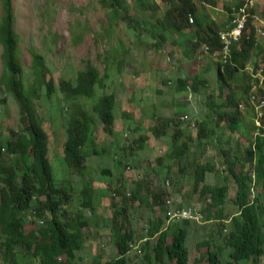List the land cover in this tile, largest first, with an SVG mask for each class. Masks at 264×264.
<instances>
[{"label": "rangeland", "instance_id": "obj_1", "mask_svg": "<svg viewBox=\"0 0 264 264\" xmlns=\"http://www.w3.org/2000/svg\"><path fill=\"white\" fill-rule=\"evenodd\" d=\"M150 1H156L159 4L155 12L162 18L166 11V4L161 0ZM211 1L215 3L213 8L220 6V9L214 10V15L215 23L221 31L225 30L230 23V13L225 6L232 9L236 3L244 2V0ZM125 3V8L127 7L134 17L132 24L123 18H110L112 9H110L108 0H13V10L16 16L14 30L19 36L18 61L21 65L19 77L23 89L28 90L31 85L30 52L38 53L43 57L49 72L48 77L54 81L55 91L50 99H45L42 95L39 99H32L31 111L49 136V158L57 184L60 188L73 189L72 187H81L80 177L76 170L68 175L69 167L64 152V143L68 137V121L73 109L63 103L64 95L60 92L59 81L74 83L78 73L85 71L88 64L97 67L101 78L104 76L103 81L98 85L95 96L90 100H84L81 105L86 111L92 113L94 111L92 106L98 98L103 94H111L116 102L114 109L116 119L112 133H108L100 122L95 121L88 135L89 141L100 153L88 159L90 175L93 178L98 177L105 166L112 172V174L98 178L97 189H93L96 199H93L95 209L92 216L98 217V211L102 208L101 203L108 200L107 184L113 178L115 180L123 178L127 183V190L138 182L141 185V192L146 194L154 189L161 191V196L168 193L179 196L183 206L200 210L205 208L203 222H208H194L198 227L193 228L195 233L188 243L191 249L189 264H209L208 250H217L222 246L224 237L228 233V223L223 226L218 224V221L226 220H218L219 209L208 204L207 198L211 196L210 192H202L200 189L196 192L191 189L194 188L192 178L194 171L187 167V162L179 163L171 157L172 136L178 131H184L183 135L186 137L189 134L196 136L199 123L202 121L209 126L205 129V134L207 132L210 134V129L215 130V133L208 138L207 145L200 144L196 149H194L195 144L190 145L192 153L189 154V161H192V155L196 152V158L203 164L212 162L214 166L216 165V171L210 177L209 186L225 184L228 186L223 204L224 212L221 215L230 218L237 211L235 199L238 183L230 173L222 172L227 169L222 152L227 151L230 160L236 162L235 171H251L248 164H244V153L255 142L256 129L253 126L257 124L251 118L252 110L243 104L240 108L243 125L240 130L231 133L226 121L218 125L216 107L219 104H226L228 96H232L233 99L241 97L240 103L248 101L242 98L243 93L238 89L237 83H224L221 89L216 76L218 58L204 50L205 44L196 45V42H192L188 36L183 37L186 33H193L195 27L187 29L183 35L173 32L169 40L159 44V39L151 38L147 32H144L145 27L150 25L148 16L150 10L137 7L135 0H125ZM214 3H211L210 7ZM197 6L209 15L211 8L201 3ZM263 12L264 0H261L253 11V20L248 25V31L254 27L255 33L257 28L264 32ZM2 15L3 8L0 1V19ZM135 20L142 23L140 27L135 26ZM175 39H178L177 43L172 42ZM256 41L257 45L263 47L264 50V35L259 33ZM1 55L0 45V76L3 73ZM106 57L111 62L110 67L106 65ZM256 60L258 62L255 64ZM248 63L247 67L264 65V52H260L258 47L255 48L251 52ZM106 67L110 73L107 78L105 77ZM241 72L249 74L247 71L242 70ZM195 76L207 79L208 85L202 87L198 93L193 90L189 92L190 88L176 91L179 78L193 79ZM240 77L243 76L240 75ZM250 81L252 83V80ZM242 83L245 84L244 81ZM188 85H191V80ZM190 97L192 101L188 100ZM227 109L226 111L231 110ZM93 116L96 115L93 114ZM182 116H187L189 120L197 124L195 131L186 127L185 123H180ZM21 118L17 102L2 89L0 92V141L2 143L6 140H15L16 136L22 132L24 123ZM258 121L260 125H263V120ZM104 150L106 151L102 152ZM160 151L164 153L161 154ZM116 154L121 157L120 163L123 166L119 165L114 158ZM158 154H161V160ZM125 161L133 165L132 173L123 171ZM1 163L5 166L15 164L19 168L23 166V163L18 161V157L9 156L6 149L1 150ZM186 179L191 181L190 188H179V183ZM166 181L170 184L167 185ZM248 185L250 187V183ZM75 193L76 197L74 199L70 197V203L64 205L68 210V217L74 219H76V214L80 216L81 207H83L78 199V193ZM250 193L251 199L255 198L258 193H262L261 200L264 202V190L261 185L251 190ZM148 213L149 209L143 205L134 211L135 216H141V222L136 221L135 223L141 237L147 235L145 230L147 227L143 224L148 218ZM43 216L45 221L52 218L50 213L45 211ZM66 216V213L62 215L60 212L56 218L60 220ZM261 220L264 222V215L261 216ZM109 224L107 220L105 228H110L115 232L118 224L115 227ZM34 226L33 222H28L25 231H30ZM225 228L227 230H224ZM83 236L82 253L88 246H93L94 241L101 249L102 246L109 244L106 238H97L93 241L85 229ZM204 239L209 240L197 247V243ZM134 242V235L129 234L119 242L117 247L118 250H125L128 257L127 264H140L139 257L135 256L133 249L130 248ZM4 251L5 249L0 247V255ZM228 252V248L222 249L219 260L215 264H231ZM98 254H100L98 250L94 249L91 255L97 259ZM101 258L102 255L99 259ZM8 262L10 263L9 259ZM0 264H4L1 262V256ZM59 264H62V261Z\"/></svg>", "mask_w": 264, "mask_h": 264}, {"label": "trees", "instance_id": "obj_2", "mask_svg": "<svg viewBox=\"0 0 264 264\" xmlns=\"http://www.w3.org/2000/svg\"><path fill=\"white\" fill-rule=\"evenodd\" d=\"M3 8V15L0 19V45L2 47L1 61L3 65V73L0 76V92L3 90L10 92L11 96L17 102L24 123L22 132L18 134L15 140H6L4 143L0 141V224H2L1 217L7 215L10 225L0 226V234L6 235V241L3 243L5 248H9L7 241L9 238V229L15 243H24L27 247L33 248V257L39 264H54L55 257L65 256L66 261L73 258L74 252L80 249L82 243V234L80 233L81 226L85 224L88 229L94 228L92 211L95 209L93 202V182L89 175V168L87 167L88 158L92 155H100L99 151L95 149L93 143L89 141L90 127L95 121L100 122L108 133H112V128L115 122L114 109L115 98L111 94H103L96 103L92 106L91 112L81 105L84 100H90L95 95V91L99 88L98 85L103 81L104 76L97 67L88 64L85 71L78 73L74 83L71 81H59L60 92L63 93V103L67 104L73 109L68 121L67 133L68 137L64 143L65 159L68 164V175L73 170H76L77 175L83 182L82 189L79 193V201L82 202V209L88 210L90 217L84 215V212L76 214V224L72 230L69 226L72 220L61 222L56 219L60 212L62 215L67 210L64 205L69 204L71 192L73 189L60 188L57 184L53 173L51 161L49 158V136L43 129V125L36 119L35 114L32 113L31 100L39 99L41 95L45 99H50L54 93V81L48 77V70L45 65L43 57L35 52H30V73L31 85L28 90L23 89L22 81L19 77L21 72V65L18 61V44L19 36L14 30L16 16L13 10V0H0ZM137 7L142 9H149L150 25L145 27L144 32H147L151 38L159 39V44L165 43L172 36L173 32L184 34L185 31L191 27H195L193 33H186L183 37L188 36L196 45L205 44L208 46L209 54L215 55L220 50L219 33L221 30L217 27L214 20L202 9L197 6L196 0H161L166 4V11L164 16L160 18L155 11L159 8L156 1L150 0H135ZM202 3H214L211 0H198ZM110 5V18H123L129 24H132L133 16L130 10L125 8V0H108ZM242 3H236L235 7H239ZM105 6V2L103 4ZM122 9H120V8ZM230 14L232 9L225 6ZM120 11L122 13L120 14ZM145 15V14H143ZM193 18V23H190L189 18ZM264 17V12H263ZM146 20V19H145ZM252 22V20H251ZM249 22V25L251 24ZM142 23L135 20V26L140 27ZM146 25V24H143ZM147 35V34H145ZM148 36V37H149ZM178 39L172 42L177 43ZM260 52H264L263 47L257 45L255 28L250 32L245 31L243 39L236 44L232 49V63L235 66L227 64L224 69L218 58V65L216 76L218 82L223 89L224 83H237L238 89L243 93L244 101H251V81H253L250 74L241 72L246 68L250 60L251 52L257 48ZM106 65L110 67L108 57L105 58ZM256 62V61H255ZM106 67V78L110 74ZM242 74H241V73ZM240 75L243 77L241 78ZM191 80V89L198 93L202 87L208 85V81L200 76H195L193 79L186 78L177 80L176 91L187 90L188 83ZM245 82V84L242 83ZM40 92H43L40 94ZM221 94V93H220ZM263 94L262 89L259 95ZM241 97L233 99L228 96L225 103L219 104L216 107L218 125L225 122L228 124L231 133L240 130L242 123H240L241 112L239 104ZM227 108H230V111ZM250 108L252 105L250 104ZM93 114L96 115L93 117ZM26 122V123H25ZM183 124V122H181ZM264 125V120H263ZM197 127V126H196ZM207 126L205 121L199 123V130L196 136L189 134L184 136V131H178L173 136L174 154L178 157L180 162H187V167L193 169V184L195 188L202 187L203 192H210L212 194V207H222L224 196L228 190L227 185H217L210 187L205 184L207 176L215 171L214 164H203L196 155H192L190 159V145L195 144L194 149L200 144H208L210 138L215 132L211 130L210 134L204 132ZM264 133V131H263ZM6 149L9 156L18 157V161L23 163L19 168L17 165L5 166L1 163V150ZM106 150L102 151L105 152ZM225 156L224 165L227 169L222 170L230 173L238 183V192L236 195V205L238 214L233 216L231 221V231L226 235V243L231 249L230 257L234 263L249 261L252 258H258L264 253V230L261 216L264 213V202L261 200L263 194L259 193L251 202L250 193L248 191V180L251 179L249 171H235L234 166L236 162L231 161L227 151L222 152ZM175 157V158H176ZM256 159V165L254 160ZM249 163L251 167L254 166L257 173L258 183L264 188V138L258 137L255 151L251 148L245 150L244 164ZM119 164V162H118ZM105 173L108 171H104ZM104 176V175H103ZM120 179L114 184L113 191H117ZM36 195V197H33ZM38 196H44V200H39ZM36 200H34V199ZM112 205L118 206V201L112 202ZM35 207L40 216L43 212H48L53 219L48 222V229L46 232L40 231V240L33 243L25 241L30 234H25L21 231L23 228V216L21 210L28 211V208ZM222 214V208H220ZM210 211V210H209ZM217 218H223L222 215ZM82 219V220H81ZM81 220V221H80ZM81 222V223H80ZM162 219L154 221L150 228V234L161 229L163 224ZM80 223V224H79ZM187 225L189 222H184ZM79 224V225H78ZM73 226V225H72ZM49 233V234H48ZM48 234V235H47ZM168 232L162 231L158 238V247L165 248L171 258L175 259L178 264H186L189 257V250L186 246V228L182 227L179 231L173 234L171 243H166ZM45 237V238H44ZM202 241V243H204ZM8 245V246H7ZM95 249L98 250L100 258L104 251L101 247L94 243ZM124 251V249H121ZM212 251V250H210ZM160 251H157L159 254ZM210 260L212 263H217V253L210 252ZM97 258V259H99ZM119 262V261H118Z\"/></svg>", "mask_w": 264, "mask_h": 264}, {"label": "clouds", "instance_id": "obj_3", "mask_svg": "<svg viewBox=\"0 0 264 264\" xmlns=\"http://www.w3.org/2000/svg\"><path fill=\"white\" fill-rule=\"evenodd\" d=\"M259 1H261V0H258L256 2L255 7L259 3ZM196 2H197V4L198 3L204 4L198 0H196ZM211 3L212 2L208 3L209 6H211L213 4V3L212 4ZM245 3H246V0H244V2L239 7L236 8L234 6V8H232L233 13L229 15L230 23L226 26L225 30H223L219 33V40H220V34L224 31H226L228 29V27L232 26V21L235 18L236 12H238V10L241 7H243L245 5ZM212 7H215V3ZM255 7L252 10H250V17L248 20L247 28L245 30L247 32H250V31H248V25H249V22H251V20H253L252 17H253V11H254ZM190 19L193 20L192 17H190L189 20ZM190 23H193V22L190 21ZM258 30H259V28L256 29V37L259 36ZM244 34H245V32H244ZM244 34H243V36H244ZM262 35H264V32ZM242 39H243V37H242ZM242 39L240 40V42L242 41ZM240 42H238V43H240ZM205 47H206V45L204 46V50H205ZM233 47H232V49H233ZM220 50H221V48H220ZM220 50H218L214 56L220 57L222 68L224 69V67L227 64L233 65L232 55H231L230 62H228L227 64L222 63V58L219 55ZM206 52L209 53V50ZM257 62L258 61L256 60L255 64ZM261 67H264V65L261 64L258 66H250V67L246 66V68L243 71H247L249 73L247 68H252L253 71L256 73V71L259 70ZM259 80L260 79H257V81H259ZM253 81H252L251 85H253ZM191 87H192L191 85L187 86V89L190 88L189 92H193ZM262 91H263V94H261V96L264 97V89H262ZM251 92H252V89H251ZM8 95L11 96L10 92L8 93ZM188 100L192 101V97H190ZM249 103L252 105V108H250V104H247L246 102H242L239 104V110L243 106V104H246L247 107L249 109H251L253 112L251 118L257 124L256 126L255 125L253 126L254 129H256V132L254 133L255 142H254V144L249 146L246 150L251 148L252 150L255 151L257 138L258 137L264 138V133H263L264 125H260L259 121H258V120H264V115H262V117L259 118L257 116V113H256L257 105L254 104L252 101H249ZM263 112H264V110H263ZM181 119H182V121H180V123L181 122L185 123V126L188 127L192 131L196 130L197 124H195L193 121L189 120V118H187V116H182ZM240 123H242L241 117H240ZM262 123H263V121H262ZM242 126L243 125H241V127ZM241 127H240V129H241ZM210 130H212V129H210ZM174 134H173V136H174ZM173 136H172L173 149L170 152V155H172L171 157H174L173 154H174V146L175 145L173 142ZM160 153L163 154L164 151H160ZM161 154H158L159 160H161ZM114 158L119 162V165H122L120 163L121 157H119L116 154V155H114ZM175 159L180 163V161L177 158H175ZM247 164L251 169V171H249L251 179L248 180V182H247V184L250 183V187L248 185V191L250 193L251 190L258 188V185H261V183H258L257 173L255 171L254 166L251 167L249 163H247ZM254 165H256V159L254 160ZM87 167L89 168L88 163H87ZM104 171H108V172L105 173ZM123 171H125L127 173H132L133 172V165L131 166V165L127 164L125 161ZM215 171H216V165H215ZM101 172L102 173L96 178H93L91 175H89L91 181L93 182V189L94 188L97 189V186L99 184L98 178L100 176H103V175L107 176L108 174H112L111 170L107 169L106 166L104 169L101 170ZM212 174L207 176V180H206L205 184L209 185V180H210V177ZM138 178H140V176H138ZM118 179H120V182H119V185L117 186V191L120 190V194L116 193V191H113L114 184L117 183ZM118 179L115 180V178H113L107 184V188L109 190L108 191L109 192V198L104 203H101L99 201V203L102 204V208L98 211V217H96V218L93 216L90 217V215H89L90 212L88 210H84V209L81 210V212H84L85 218H86V216H89L93 220V223L96 225L92 229H88L85 226V224L83 225V227L81 226L80 233L82 234V240L84 237L83 236L84 235V229H85L86 233L93 239V241L97 238L98 239H101V238L108 239V243H109L108 246H102V250L104 251L102 258L101 259H95L92 257L91 254L95 249L94 245L88 246L87 249L84 251V253H82V243H81L80 249L78 251L74 252V256L72 259H70L69 261H66L65 256H58V257H55L56 262L54 264H59L60 261H62V264H76V262H79V264H127L128 263V257L125 253V250L124 251L118 250L117 247H118L119 242L126 235H129V234H133L135 237V242L132 246H130V248L133 249L135 256L139 257L140 264H178L175 259L170 257V255L168 254V252L166 251L165 248H159L158 247V238H159V235L162 231L168 232V236L166 238V243L169 244L173 240V234L176 231H179L182 227L186 228V232H187L186 246H187L189 253H190L191 249H190L188 243H189L191 236L195 233L193 228L198 227V225L195 226L194 222H199V223L208 222V221L203 222V218L205 217V215H204V209L205 208L200 210V209L192 208L189 206H183L182 200L179 196H176V195L174 196L173 194H169V193L165 194L166 197H165V195L161 196L160 194H162V192L161 191H155L154 189L146 194L144 192H141V185L138 182L133 184V186L129 190H127L126 181L123 178H118ZM178 181H180V179ZM80 183H81V187H79V188L72 187L73 190H71V191H73V193L71 192V197L73 199H74V197H76L75 192L78 193V199H79V193L82 189L83 182L80 180ZM165 183L167 185L170 184L169 181H166ZM190 183H191V181H188V179H186L185 181L179 183V188L184 187L186 189H189ZM261 188H262V190H264L262 185H261ZM191 189H194V191H196V192L200 189V191L203 192L202 187H199V188L194 187ZM257 195L255 196V198L257 197ZM33 197H36V195H33ZM43 197L44 196H40V197L38 196V199L42 201L45 199V197L44 198ZM250 197H251V193H250ZM255 198H252L251 202ZM93 199H96L95 195H93ZM34 200H36V199H34ZM113 200L118 201V206L112 205ZM224 200H225V196H224ZM207 201L209 202L208 204L212 203V194H211V196H208ZM235 201H236V199H235ZM223 204H224V202H223ZM141 205H143L145 208L149 209L148 218L145 220V222L143 224L145 227H147L145 229L147 232V235H145L143 237L140 236L139 228L137 229L136 224H135L136 221H138L139 223L141 222V216H135L134 215V211H137V209H140ZM213 208H216V207H213ZM217 208L219 209L218 214H220V211H221L220 208H222V213L224 212L223 205H222V207H217ZM236 210H237V205H236ZM110 213H111V215H110ZM236 214H238V213H234V215H236ZM68 215L69 214H68V210H67V216L65 218H62V219L60 218L59 221L67 222L68 220H72L70 223L71 226H69V229L72 230L74 228V225L76 224L77 220L72 218V217H68ZM234 215L230 216V218H228V216L227 217L222 216L223 217L222 219L226 220V221H221V222L218 221L219 222L218 224L221 226H223L225 223H228V233L231 231V221H233ZM263 215H264V213H263ZM21 216H23V221H24L23 222V228H21V231H23L25 234H30L29 237L25 241L33 242V243L40 240L39 232L40 231L46 232L48 229V226H49L48 222H50L53 219V217H52L51 219H46V221H45V219H43L45 217L43 215L40 216L35 207L28 208V211H25L22 209L21 210ZM29 217H31V218H29ZM80 217L82 218L81 214H80ZM1 219H2V224H0V226L6 225V224L10 225V221H9L7 215H3L1 217ZM56 219L58 220V218H56ZM158 219H162L164 221L162 226H161V229L159 231L155 232L154 234H150V228H151L152 223ZM107 220H109V222H110L109 225L111 227H115L118 224V228L115 230V232L110 228H105V224H106ZM218 220H221V218H218ZM28 222L29 223L33 222V224H35V226L30 231H25V226L27 225ZM184 222H189V223L187 225H185ZM8 229H9V238H8L7 243H8V245H10L9 248H7V247L5 248V246L3 245V243L6 241V235L0 234V247L5 249L4 253H2L0 255L1 256V262L4 264H39L38 261L36 259H34V257H33V248L32 247L29 248L24 243L12 245L13 243H15V240H14L12 232H11V227H8ZM224 230H227V229L225 228ZM226 235L224 237V241L222 243V246H220L217 250H212V249L208 250L209 251L208 252L209 264H215V263H212V261L210 260V257H209L210 252L217 253V258L219 260V254H220V252H222V249H224V248H228V250H229L228 257L230 258V263L236 264V263H234V261L230 257L231 249L226 243ZM204 240L206 241L207 239H204ZM204 240H201L200 243H197V247H198V245H201L202 241H204ZM94 243H95V241H94ZM210 250H212V251H210ZM157 251H160V253L157 254ZM76 254H79V255L76 256ZM8 259H9L10 263L8 262ZM189 259H190V256L188 257V261L186 264L190 263ZM12 261H13V263H12ZM239 263L264 264V253L261 254L258 258H255V259L252 258L249 261H243V262H239ZM199 264H201V263H199Z\"/></svg>", "mask_w": 264, "mask_h": 264}, {"label": "built area", "instance_id": "obj_4", "mask_svg": "<svg viewBox=\"0 0 264 264\" xmlns=\"http://www.w3.org/2000/svg\"><path fill=\"white\" fill-rule=\"evenodd\" d=\"M258 0H246V3L241 7L238 12L235 14V18L232 21V26L220 34V44L221 50L219 55L222 58V63L227 64L230 62L232 55V47L240 42L243 37V34L247 28L248 20L250 17V10L255 7V4ZM193 22L192 19H190ZM259 33L263 34L262 30H258ZM205 50L208 51V47H205ZM249 73L252 75L253 87L251 92V101L257 105L256 113L259 118L264 115V97L259 95V91L264 89V67H261L256 73L252 68H247ZM257 79H260L257 81ZM258 102V103H257ZM259 105V106H258Z\"/></svg>", "mask_w": 264, "mask_h": 264}, {"label": "crops", "instance_id": "obj_5", "mask_svg": "<svg viewBox=\"0 0 264 264\" xmlns=\"http://www.w3.org/2000/svg\"><path fill=\"white\" fill-rule=\"evenodd\" d=\"M204 5H205L207 8H208V7L211 8V11H210V12L208 11V12H209V16H210V18H211L212 20L215 21L216 18H215V15H214V14H215V13H214V10L220 9V6H218V8H213V7H210L209 5H207V4H205V3H204Z\"/></svg>", "mask_w": 264, "mask_h": 264}]
</instances>
